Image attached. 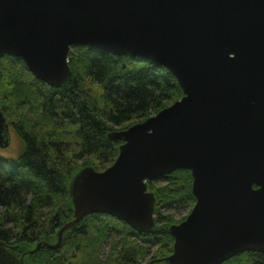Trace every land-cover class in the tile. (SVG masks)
Wrapping results in <instances>:
<instances>
[{"label":"water","instance_id":"water-1","mask_svg":"<svg viewBox=\"0 0 264 264\" xmlns=\"http://www.w3.org/2000/svg\"><path fill=\"white\" fill-rule=\"evenodd\" d=\"M75 46L159 64L184 95L110 134L123 141L115 162L74 177V218L55 244L32 252L58 249L91 213L153 232L148 182L189 170L196 203L170 226L172 254L156 261L223 264L264 254V0H0V58H20L60 87L72 77ZM9 128L0 105L1 148L10 146Z\"/></svg>","mask_w":264,"mask_h":264},{"label":"trees","instance_id":"trees-1","mask_svg":"<svg viewBox=\"0 0 264 264\" xmlns=\"http://www.w3.org/2000/svg\"><path fill=\"white\" fill-rule=\"evenodd\" d=\"M69 63L72 77L53 87L22 59L0 58V105L24 143L16 158L0 155V264H143L167 258L174 246L170 226L196 203L189 170L148 182L156 197L153 232L91 213L64 234L58 249L30 254L38 243L57 242L59 230L74 218V177L86 167L101 171L115 162L123 141L110 134L184 95L170 70L138 56L75 46ZM106 242L111 245L104 252ZM223 264H264V254L243 252Z\"/></svg>","mask_w":264,"mask_h":264},{"label":"rangeland","instance_id":"rangeland-1","mask_svg":"<svg viewBox=\"0 0 264 264\" xmlns=\"http://www.w3.org/2000/svg\"><path fill=\"white\" fill-rule=\"evenodd\" d=\"M15 116V115H14ZM11 120H16L18 119L17 117H12L10 118ZM17 121V120H16ZM138 123V122H137ZM133 125V124H132ZM131 126V125H130ZM9 134H10V137H11V140H10V146L7 147V148H1L0 147V155L3 156V157H6V158H16L20 152L22 151L23 149V146H24V143L22 141V139L17 135V133L15 132L14 128L12 126H10L9 128ZM91 167V166H90ZM94 168V167H93ZM96 169V168H95ZM190 211H183L182 213H178L176 215L177 219H180V218H183V217H187L189 215ZM56 243V242H55ZM54 243V244H55ZM110 243L106 242L105 245L103 246V251L104 252H107V250L109 249L110 247ZM53 250V249H51ZM37 252V251H36ZM36 252H32L30 254H35ZM103 252V253H104ZM106 254V253H104ZM158 260V259H161V258H148L146 260L143 261V264H148L150 263L151 260ZM157 264H166L165 262H160V263H157Z\"/></svg>","mask_w":264,"mask_h":264},{"label":"flooded vegetation","instance_id":"flooded-vegetation-1","mask_svg":"<svg viewBox=\"0 0 264 264\" xmlns=\"http://www.w3.org/2000/svg\"><path fill=\"white\" fill-rule=\"evenodd\" d=\"M152 262H154V264L157 263V261H155L153 259L150 261V263H152ZM150 263H148V264H150Z\"/></svg>","mask_w":264,"mask_h":264}]
</instances>
